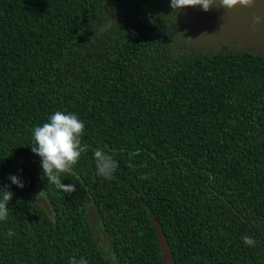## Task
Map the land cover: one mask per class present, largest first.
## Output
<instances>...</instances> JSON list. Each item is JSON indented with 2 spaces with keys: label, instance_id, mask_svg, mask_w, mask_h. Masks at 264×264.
<instances>
[{
  "label": "trees",
  "instance_id": "trees-1",
  "mask_svg": "<svg viewBox=\"0 0 264 264\" xmlns=\"http://www.w3.org/2000/svg\"><path fill=\"white\" fill-rule=\"evenodd\" d=\"M185 9L0 0V264H264V49L190 39ZM56 111L85 124L73 193L31 151Z\"/></svg>",
  "mask_w": 264,
  "mask_h": 264
},
{
  "label": "clouds",
  "instance_id": "clouds-1",
  "mask_svg": "<svg viewBox=\"0 0 264 264\" xmlns=\"http://www.w3.org/2000/svg\"><path fill=\"white\" fill-rule=\"evenodd\" d=\"M254 0H170V7L174 13L168 17L175 16L182 9L188 7H200L207 12L215 4L217 9H227L229 11L237 8H249ZM264 23L260 16H254L252 29L256 30V25ZM85 132V124L79 116L72 112L56 111L48 117L47 122L35 126L32 129L31 151L36 154L40 160V167L43 175L41 179H46L47 184H52L56 189L64 192L73 193L76 191L75 184H64L61 176L71 175L74 166L79 162L81 155L87 152V146L82 145V137ZM133 154H130V159ZM93 158L96 164V174L104 179H112L113 173L118 168V162L111 154L101 149L93 152ZM129 167H132L131 163ZM9 180L13 185L19 188L24 187V183L17 175H10ZM3 188V187H0ZM13 197V193L8 188H3L0 193V221L8 217V204ZM7 235H14L9 229ZM244 244L254 246L255 241L249 237H243ZM69 264H88L84 257L79 260L72 258Z\"/></svg>",
  "mask_w": 264,
  "mask_h": 264
},
{
  "label": "water",
  "instance_id": "water-1",
  "mask_svg": "<svg viewBox=\"0 0 264 264\" xmlns=\"http://www.w3.org/2000/svg\"><path fill=\"white\" fill-rule=\"evenodd\" d=\"M254 16H260L264 19V0H254V3L249 8L237 7L231 11L227 9H217L214 4L209 11H207L206 19H201V24H208L209 26L221 25L227 32L238 31L242 36L253 38L255 40L264 42V23L256 25V30L252 29V21ZM220 26V27H221ZM199 43L207 44L206 42L200 41ZM220 44V43H218ZM209 45H215L209 43ZM241 46L258 47L263 48L261 44H239ZM91 219L94 227L98 226L99 216L95 209L90 210ZM107 242L109 238L105 235ZM162 264H176V261L171 255H165L162 258Z\"/></svg>",
  "mask_w": 264,
  "mask_h": 264
},
{
  "label": "rangeland",
  "instance_id": "rangeland-1",
  "mask_svg": "<svg viewBox=\"0 0 264 264\" xmlns=\"http://www.w3.org/2000/svg\"><path fill=\"white\" fill-rule=\"evenodd\" d=\"M187 13L188 21V31L190 39H193L197 42H206L207 44H218V43H227V44H261L264 45V42L255 40L253 38H248L242 36L238 31L227 32L225 28L221 25L209 26L204 23L201 24V19H206L207 12H204L200 7H188L185 9ZM201 18V19H200ZM221 26V27H220Z\"/></svg>",
  "mask_w": 264,
  "mask_h": 264
}]
</instances>
